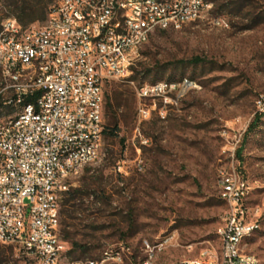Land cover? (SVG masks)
<instances>
[{
    "label": "rangeland",
    "instance_id": "374dc122",
    "mask_svg": "<svg viewBox=\"0 0 264 264\" xmlns=\"http://www.w3.org/2000/svg\"><path fill=\"white\" fill-rule=\"evenodd\" d=\"M213 2L181 30L157 31L138 50L130 77L105 83V127L118 126L120 135L104 134L101 158L70 187L80 194H64L60 236L70 258H100L124 243L131 254L121 264H143L144 241L164 243L150 264H184L205 249L220 253L218 231L229 205L219 180L229 171L251 186L248 204L259 208V228L246 250L264 264V116L246 136L264 94V0ZM5 18L15 17L1 2ZM185 78L199 87L166 106L165 118L154 112L136 133V88ZM13 106L0 111V121L16 113ZM139 157L144 172L137 169ZM123 161L128 174L118 170ZM0 264L34 261L19 244H2Z\"/></svg>",
    "mask_w": 264,
    "mask_h": 264
},
{
    "label": "built area",
    "instance_id": "2783aa9c",
    "mask_svg": "<svg viewBox=\"0 0 264 264\" xmlns=\"http://www.w3.org/2000/svg\"><path fill=\"white\" fill-rule=\"evenodd\" d=\"M213 6L204 0H166V7H158V0H59L43 25L24 26L16 17L2 21L0 106L19 103L22 96H37V106L0 121V245L19 244L34 264H120L117 251L124 243L100 258L68 256L60 225L63 197L72 183H59V176L65 168L89 167L101 158L104 85L133 73L139 38L155 35L172 20L195 21ZM91 15L99 16V24H90ZM6 79H31L35 90L17 91L6 86ZM192 89L196 82L137 87L135 132L141 134V125L154 112L165 118L166 106L176 105L183 91ZM256 110L264 113V94L256 99ZM9 118H18V125L8 127ZM62 134H71V141H62ZM73 142L82 143L83 153H68ZM136 161L144 172L143 159ZM125 165L118 170L128 174ZM221 174V198L233 204V211L218 231L220 253L202 250L189 264L256 263L254 254L237 248L239 236L259 228V208L255 218L246 215L251 186L241 175L223 182Z\"/></svg>",
    "mask_w": 264,
    "mask_h": 264
},
{
    "label": "bare ground",
    "instance_id": "6f19581e",
    "mask_svg": "<svg viewBox=\"0 0 264 264\" xmlns=\"http://www.w3.org/2000/svg\"><path fill=\"white\" fill-rule=\"evenodd\" d=\"M204 4H209L208 0H204ZM158 7H166V0H158ZM7 21H15V18L7 19ZM216 23L223 27L229 26L225 20H219ZM90 24H99V16L91 15ZM185 25L186 24H184L183 22H180L179 20H172L171 25H163L162 28L157 29V31H168V30L178 31V30H181ZM151 37L152 36H143L139 38L138 47H136V54H134V61H135L138 50L142 46H144L146 43H148ZM180 82H194V81L189 80L188 78H185ZM6 86L13 87L17 91L35 90V82H33L31 79H6ZM176 86H177V82H171V81H160L155 84H146V87H149V88L176 87ZM198 87L199 86L197 84V88ZM192 90H184L183 97ZM12 105H14L17 108V111L15 110L16 112L15 114H26V112L29 109H32L35 106H37V96H22L19 103H8L7 106H12ZM7 106H4V107H7ZM261 115L264 116V113ZM17 125H18V118L8 119V127H16ZM62 141H71V134H62ZM68 153H83L82 143L73 142V145L68 146ZM85 168H87V165H79L77 169L65 168L64 175L59 176V183H72V186H73L75 182L74 181L75 178ZM143 169H144V166H143ZM221 173H222L221 181L223 182H234L236 180V176H239V174L236 172L222 171ZM228 205H229V210L225 217H228L230 212L233 211V204H228ZM246 215H247V218H255V208L247 207ZM257 229L258 228L252 229L250 230L249 233L244 234L243 236H239V238L237 239V248H241L242 252H248L246 250L247 240L256 233ZM143 245H144L145 252H149V250H151V255H149L145 260V264H150L151 261L154 259L156 253L162 249L164 243H160L158 245H152L149 242H146ZM130 254H131V248L126 247V245L122 246V248L118 249L117 251V261H119L120 264L123 263ZM198 258H195V259H198ZM195 259H188L184 262V264H189L195 261ZM106 264H116V263L113 260H106ZM250 264H258V260L256 263H250Z\"/></svg>",
    "mask_w": 264,
    "mask_h": 264
},
{
    "label": "trees",
    "instance_id": "16d2710c",
    "mask_svg": "<svg viewBox=\"0 0 264 264\" xmlns=\"http://www.w3.org/2000/svg\"><path fill=\"white\" fill-rule=\"evenodd\" d=\"M54 1L55 0H0V3L2 2L4 7L10 9V13L13 15V17H16L21 24H23L24 26H28L30 23L35 22L37 20H46L48 17L47 9L50 4ZM209 1L214 3L213 0ZM1 24L2 21L0 20V28ZM5 109H9V107L0 106V111H3ZM262 118V115H258L251 122L248 127L246 136H249L251 133L255 132L259 128ZM104 134L107 136L119 137L120 128L118 126H114L111 130H109L108 127H105ZM65 194L73 198H77V196L80 194V190H69ZM69 201L70 199L66 202L68 203ZM71 253L72 251L67 252L69 256L71 255Z\"/></svg>",
    "mask_w": 264,
    "mask_h": 264
},
{
    "label": "crops",
    "instance_id": "0c3cea01",
    "mask_svg": "<svg viewBox=\"0 0 264 264\" xmlns=\"http://www.w3.org/2000/svg\"><path fill=\"white\" fill-rule=\"evenodd\" d=\"M152 262V261H151Z\"/></svg>",
    "mask_w": 264,
    "mask_h": 264
}]
</instances>
